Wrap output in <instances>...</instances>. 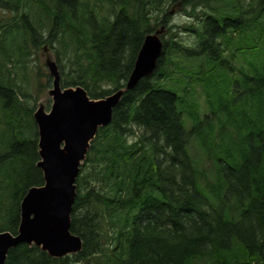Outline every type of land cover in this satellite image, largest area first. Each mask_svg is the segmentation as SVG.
<instances>
[{"label": "trees", "instance_id": "1", "mask_svg": "<svg viewBox=\"0 0 264 264\" xmlns=\"http://www.w3.org/2000/svg\"><path fill=\"white\" fill-rule=\"evenodd\" d=\"M176 4L197 21L183 27L193 45L170 24ZM162 27L155 72L125 92L80 168L82 250L56 259L20 244L5 264H264V0H0V232L18 233L23 198L44 185L17 70L28 55L49 46L62 87L102 99Z\"/></svg>", "mask_w": 264, "mask_h": 264}, {"label": "water", "instance_id": "2", "mask_svg": "<svg viewBox=\"0 0 264 264\" xmlns=\"http://www.w3.org/2000/svg\"><path fill=\"white\" fill-rule=\"evenodd\" d=\"M164 33L162 27L145 37L125 88L102 99H91L80 86L63 88L58 65L48 62L51 109L46 112L39 107L33 115L44 185L31 188L23 198L18 233L0 232V264H5L10 250L20 244L36 246L56 259L82 250V239L71 232L80 168L99 129L110 125L125 92L155 72Z\"/></svg>", "mask_w": 264, "mask_h": 264}, {"label": "rangeland", "instance_id": "3", "mask_svg": "<svg viewBox=\"0 0 264 264\" xmlns=\"http://www.w3.org/2000/svg\"><path fill=\"white\" fill-rule=\"evenodd\" d=\"M248 1L251 0H247ZM105 6H107L105 4ZM169 12H170V24L172 27H176L174 31H178L180 38L178 39L179 41L181 40L183 44L185 45H193L195 43V36L192 33L183 31V27L187 26V24L191 23H197V21L193 18H190L186 15L185 10L183 9V6L180 4L173 5L169 7ZM29 17L31 23L34 25L37 23V18L34 17V15L29 12ZM170 20V19H169ZM167 32V31H166ZM170 32V31H168ZM170 35V33H168ZM168 34H165V38L169 37ZM9 37L11 38V35L9 34ZM9 48H12L11 45H8ZM53 61L55 62L58 67V61L55 55V51L52 50L49 46L42 47L39 52H31V55H28V61L26 64L28 65L27 70H21L20 73H18L20 80L23 79V77L30 79V84L25 85L26 87V92L28 94H32V106L35 104V111L39 108L42 107L46 112H49L51 109L52 105V97L49 95V91L52 88V77L50 76V72L48 69V62ZM197 63L200 62V60H196ZM10 66L12 64H9ZM60 68V67H59ZM60 71V70H59ZM26 73V74H25ZM61 75V72H60ZM48 78L50 80V87L46 88L43 87L46 86ZM40 83L37 89V84ZM197 100L201 105V108H204V97L202 94V91L200 88H198L197 92ZM185 120H187V113L185 112ZM34 119V118H33ZM188 122V120H187Z\"/></svg>", "mask_w": 264, "mask_h": 264}, {"label": "flooded vegetation", "instance_id": "4", "mask_svg": "<svg viewBox=\"0 0 264 264\" xmlns=\"http://www.w3.org/2000/svg\"><path fill=\"white\" fill-rule=\"evenodd\" d=\"M7 40H8V41H11V38H10L9 36H7ZM2 41H3V38L0 37V42H2Z\"/></svg>", "mask_w": 264, "mask_h": 264}]
</instances>
